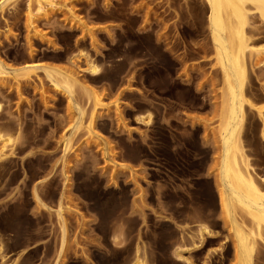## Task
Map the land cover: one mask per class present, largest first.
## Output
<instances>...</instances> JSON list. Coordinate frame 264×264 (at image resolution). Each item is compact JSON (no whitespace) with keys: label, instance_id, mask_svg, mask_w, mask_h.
<instances>
[{"label":"rangeland","instance_id":"1","mask_svg":"<svg viewBox=\"0 0 264 264\" xmlns=\"http://www.w3.org/2000/svg\"><path fill=\"white\" fill-rule=\"evenodd\" d=\"M52 1L55 7L36 15L39 33L27 28V0L0 10V58L14 68L37 63L79 72L105 105L94 123L100 138L85 127L73 132L75 110L42 70L19 84L0 77V133L11 138L0 157V264H56L62 191L68 234L59 264H130L137 245L147 264H233L232 255H222L226 240L233 245L217 193L223 79L206 3ZM247 31L262 50L248 60L246 92L264 108L259 14L250 15ZM82 85L75 97L86 106V124L92 102ZM245 113L242 143L264 177V126L255 109ZM64 136L72 145L65 168ZM34 189L53 209L36 202ZM200 224L214 235L180 259L176 248L197 240ZM257 243L254 264H264V244Z\"/></svg>","mask_w":264,"mask_h":264},{"label":"bare ground","instance_id":"2","mask_svg":"<svg viewBox=\"0 0 264 264\" xmlns=\"http://www.w3.org/2000/svg\"><path fill=\"white\" fill-rule=\"evenodd\" d=\"M17 1L0 0V10L6 5ZM203 1L208 8L207 20L210 38L223 79V90L221 93L222 110L220 115L221 159H219L220 163L218 166L217 193L220 211L223 214L225 224L229 227L230 235L228 239H232L233 245L230 250L227 246L228 240H226L222 246V255L226 260L229 255H232L233 264H254L255 250H257L256 244L258 245V241L264 244V177L256 172L250 156L246 153L241 133L246 115V106L258 112L264 126V108L253 104L246 92L248 60L252 59L262 50L259 45L255 44L253 37L248 33L247 26L249 25L252 13L259 14V17L264 20V0ZM32 2L37 4L35 11L32 10ZM46 5L55 7L56 4L52 0H27V28L29 30L31 29L32 31L34 29V32H38L36 31L38 28H36V15L45 11ZM64 6L67 8V12H70L72 18L77 19L78 16L73 7L66 3ZM77 20L82 23V26H85L81 18L78 17ZM86 31L90 32L91 30L86 29ZM86 58L87 69L92 75H96L98 73V66L90 58ZM37 70L43 71L45 78L48 79L56 91L67 96L69 107L75 110L77 115L75 123L72 126L73 132L81 127H85L88 134L90 133L93 137L100 138L98 133L95 132L94 123L98 114L97 111L104 103L90 88L82 85L83 82L78 76L79 72L37 63H26L20 68H14L6 65L0 58V77L11 76L18 84L21 81V77H30V74L37 73ZM79 84L82 85L88 100L92 102L91 112L86 124L83 122L86 106L81 105L75 97V89ZM18 88L19 85H17ZM119 102V99L115 101L117 110H119ZM136 118L140 117L136 116ZM10 141V137H6L0 133V142L3 143L2 148H0V157L7 145L6 143ZM63 143L64 149L61 161H63L62 164L65 168L67 155L72 150L69 136L63 137ZM121 166L124 165L122 164ZM65 175V180H68L66 172ZM37 192L34 189L33 197L36 202L45 209H53L41 199ZM64 198L65 192L62 191L55 209L61 230V246L57 252L56 264L59 262L61 254H63V247L67 239L66 235L68 234L67 219L65 217V212L68 208L65 209ZM197 231V240L193 239L191 245H179L176 248V254L180 259L183 257V252L186 249L199 250L203 248L205 240L214 235L213 231L205 224H200ZM142 252V247L137 245L134 251V259L130 264H147L145 258L142 256ZM185 260L188 264H193L189 258H185Z\"/></svg>","mask_w":264,"mask_h":264}]
</instances>
